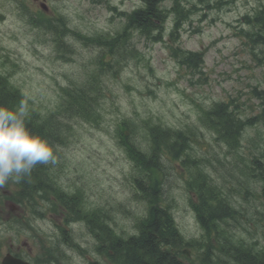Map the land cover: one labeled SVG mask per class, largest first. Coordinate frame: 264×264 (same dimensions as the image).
Instances as JSON below:
<instances>
[{"label": "rangeland", "instance_id": "374dc122", "mask_svg": "<svg viewBox=\"0 0 264 264\" xmlns=\"http://www.w3.org/2000/svg\"><path fill=\"white\" fill-rule=\"evenodd\" d=\"M22 1L0 0V72L10 74L11 81L29 100V107L41 114H48L60 101V87L65 86L68 80L80 81L86 70L93 68L98 49L85 47L81 41H77L72 44V60L59 59L47 33L33 27L28 15L23 14L18 5ZM45 2L50 8L49 13L63 14L71 29L85 34L98 31L114 33L122 26L123 18L118 11H129L140 5L139 0H104L99 4L92 0ZM261 3L264 0H234L227 6L203 9L201 12L207 10V15L201 22H198L200 15H197L191 25L186 23L179 45L189 50L205 49L201 80L198 79L199 74L194 76L174 64L166 42L152 43L138 37L132 39L142 55L139 60H129L117 78L110 72L104 77L111 93L106 92L103 98L99 125L70 118L71 131L67 143L58 146L53 175L66 189L68 186L81 189L79 205L69 201L77 211L87 214L90 210H98L115 232L127 231L130 234L134 233L137 218L146 213V201L135 193L133 164L118 143L116 131L121 122L135 127L130 140L144 148L146 134L141 128L143 118H159L169 126H184L196 121L199 104L208 106L214 99L227 95L239 97L241 114L259 115L260 120L264 121V100L252 93L254 87L264 91V46L253 44L245 34H239L240 28L245 31L249 29L242 16L253 13ZM29 6L34 10L33 5ZM108 6H117V12ZM258 133L259 137L242 143L241 154L247 161L258 154L259 147L264 146V124L258 127ZM203 137L208 140V146L200 148L199 155L212 157L211 170L218 176L224 172L217 162L224 157V149L208 131L204 130ZM224 160L231 163L225 168V172L228 171L224 172L225 179H219L227 181L218 185L241 212L233 222L249 230L246 240H256L264 246V200L250 183L249 176L242 178L244 182L249 181L246 187L238 184V168L242 165L238 154ZM175 170L165 169L162 180L166 193L163 195L170 202L169 209L183 235L199 236L202 230L194 218L188 191L183 187L188 179L187 170L178 166ZM46 178L45 170L43 179ZM42 205L43 209L45 205ZM100 213L92 217L95 224H99L103 218L98 217ZM4 217L2 209L0 218ZM97 217L96 223L94 219ZM249 221L253 225L248 226ZM34 224L26 226V235L19 238L25 237L32 245L38 244L29 236L33 229H37L38 236L63 235L54 226L48 212L45 218H34ZM14 226L18 230L20 221ZM91 229L97 239L104 236L95 228ZM87 232V226L80 223L72 225L70 236L89 250L91 246L87 247L86 244H93L95 240ZM235 234L237 238L240 237ZM1 240L0 250H3L4 240ZM72 260L73 264H84L78 256H73Z\"/></svg>", "mask_w": 264, "mask_h": 264}, {"label": "trees", "instance_id": "16d2710c", "mask_svg": "<svg viewBox=\"0 0 264 264\" xmlns=\"http://www.w3.org/2000/svg\"><path fill=\"white\" fill-rule=\"evenodd\" d=\"M162 0H143V7L137 9L130 14H125L128 20V26L140 30L143 34L149 33L155 26V19L163 20L165 15L159 9V3ZM202 1V0H200ZM180 0H173L172 7L175 12L176 25L183 19H187L189 14L197 9L198 0L192 3L186 10ZM264 12V11H262ZM182 20V21H183ZM262 24V17H259ZM175 50L177 60L180 64L185 65L192 71H196L202 62V54L197 52H187L179 48ZM119 46H112L110 53H120ZM93 89L100 88L98 82H94ZM84 90L77 89L68 91V107L70 110L78 111L79 114L87 121H95L98 115L99 102L94 97L85 96L79 97ZM83 99V100H81ZM23 101V96L20 91L9 84V81L4 76L0 75V104L8 107L19 106ZM231 103L214 102L210 107L204 108L197 120V124H192L190 128L180 129L171 128L162 125L160 122L150 121L146 123L148 135V143L151 144L152 155L148 158L145 153H142L136 144L131 142L130 136L120 132V137L123 145L126 146L132 158L141 167V169L151 172L158 167L157 155L159 151L167 150L172 153L186 150L195 141V137L199 136V130H211L215 139L220 142H225L229 147H237L243 135L242 130L253 124L251 118L241 119L236 113V106H231ZM66 107V110L69 111ZM16 109H13L15 111ZM56 113L51 114L48 118H41L35 113L28 112L26 124L30 130L42 135L54 146L64 143L63 134L65 133V125L60 118L55 119ZM57 153V152H56ZM147 158H145V157ZM50 176L47 165H37L30 175L23 180L16 182L18 185L17 192L30 193L31 186L36 184L37 187L45 182L43 176ZM48 170V172H47ZM255 181L260 182L259 187H262L264 193V166L258 168L253 176ZM38 183V184H37ZM217 187V186H216ZM213 194L203 195L201 206L204 207V214H199L200 221L203 226L210 229L213 224L219 219L231 218L235 212L233 206L224 202L218 195L219 188H212ZM202 192L210 193L207 187H202ZM24 196V195H23ZM208 199V200H207ZM210 199V200H209ZM214 199V200H213ZM216 202V204L213 203ZM218 201V202H217ZM220 203V205L218 204ZM212 211V212H211ZM206 223V224H205ZM139 234L132 236L128 241H121L116 238H111V248L115 255L121 260V264H178L170 253L165 250L161 251L158 248L156 239H161L167 242L174 237L175 230L173 228L169 215L158 208L151 207L147 218L139 222ZM103 231V230H102ZM227 236V235H226ZM230 243L224 240H218L221 250L231 262L240 264H264V258L260 257V250H256L253 245L238 239L237 241L230 239ZM136 250H139L137 252Z\"/></svg>", "mask_w": 264, "mask_h": 264}, {"label": "clouds", "instance_id": "9594fccd", "mask_svg": "<svg viewBox=\"0 0 264 264\" xmlns=\"http://www.w3.org/2000/svg\"><path fill=\"white\" fill-rule=\"evenodd\" d=\"M27 115L24 102L15 111L0 104V187L23 180L37 165L57 162L58 147L30 130Z\"/></svg>", "mask_w": 264, "mask_h": 264}, {"label": "flooded vegetation", "instance_id": "af4514ba", "mask_svg": "<svg viewBox=\"0 0 264 264\" xmlns=\"http://www.w3.org/2000/svg\"><path fill=\"white\" fill-rule=\"evenodd\" d=\"M23 246H16L17 248V255H19L18 257H21L23 259H26V258H31L33 256V251H34V248L32 247H29L27 243H22Z\"/></svg>", "mask_w": 264, "mask_h": 264}, {"label": "bare ground", "instance_id": "6f19581e", "mask_svg": "<svg viewBox=\"0 0 264 264\" xmlns=\"http://www.w3.org/2000/svg\"><path fill=\"white\" fill-rule=\"evenodd\" d=\"M208 200V199H207ZM210 200V199H209ZM214 200V199H213ZM218 202V201H217ZM213 203H214V201H213ZM214 204H216V202L214 203ZM219 205H220V203H218ZM212 212V211H211ZM206 224V223H205Z\"/></svg>", "mask_w": 264, "mask_h": 264}]
</instances>
